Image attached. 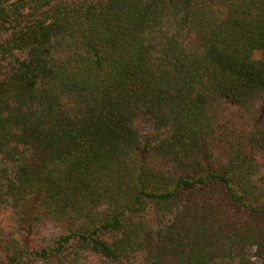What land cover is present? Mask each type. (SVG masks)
<instances>
[{"label": "trees", "instance_id": "16d2710c", "mask_svg": "<svg viewBox=\"0 0 264 264\" xmlns=\"http://www.w3.org/2000/svg\"><path fill=\"white\" fill-rule=\"evenodd\" d=\"M0 264H264V0H0Z\"/></svg>", "mask_w": 264, "mask_h": 264}, {"label": "rangeland", "instance_id": "374dc122", "mask_svg": "<svg viewBox=\"0 0 264 264\" xmlns=\"http://www.w3.org/2000/svg\"><path fill=\"white\" fill-rule=\"evenodd\" d=\"M151 128L150 127H147L146 130H150ZM42 235H49V234H52L56 231V227L54 225H44L42 228Z\"/></svg>", "mask_w": 264, "mask_h": 264}]
</instances>
